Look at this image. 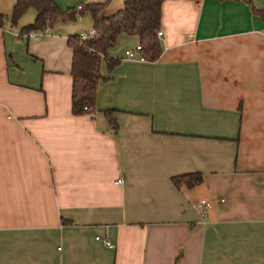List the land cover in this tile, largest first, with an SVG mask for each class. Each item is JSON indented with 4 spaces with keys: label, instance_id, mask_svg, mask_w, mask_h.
Segmentation results:
<instances>
[{
    "label": "crops",
    "instance_id": "0c3cea01",
    "mask_svg": "<svg viewBox=\"0 0 264 264\" xmlns=\"http://www.w3.org/2000/svg\"><path fill=\"white\" fill-rule=\"evenodd\" d=\"M249 1L264 10L165 1L159 59H127L140 38L121 33L93 112L73 115L68 38L90 13L33 37L36 10L12 25L16 0H0V264H264V22ZM191 173L202 183H173Z\"/></svg>",
    "mask_w": 264,
    "mask_h": 264
},
{
    "label": "trees",
    "instance_id": "16d2710c",
    "mask_svg": "<svg viewBox=\"0 0 264 264\" xmlns=\"http://www.w3.org/2000/svg\"><path fill=\"white\" fill-rule=\"evenodd\" d=\"M165 1L167 0H124L123 7L115 13L100 16L105 3H89L80 5L79 9L62 10L54 0H16L10 23L15 25L27 9L34 8V22L23 27L21 32H41L57 19L64 22L75 21L85 11L90 13L95 35L85 40H81L78 34L68 38V46L72 49L71 112L73 115H82L94 110L97 85L103 79L100 73L102 60H105L109 70L119 63L118 59L107 56L108 49L114 46L118 35L125 33L139 36L141 54L149 61L159 59L164 46L158 31L161 30L162 7ZM250 7L252 13L261 17L264 22V10L257 8L252 2ZM105 114L112 129L116 130V119L111 116L110 111ZM172 180L176 186L184 184L194 187L202 183L203 176L201 173H191L175 176Z\"/></svg>",
    "mask_w": 264,
    "mask_h": 264
},
{
    "label": "built area",
    "instance_id": "2783aa9c",
    "mask_svg": "<svg viewBox=\"0 0 264 264\" xmlns=\"http://www.w3.org/2000/svg\"><path fill=\"white\" fill-rule=\"evenodd\" d=\"M77 8L79 9L81 8V6H78ZM38 33L40 32H30L28 35L37 37ZM95 33H96L95 29L91 28L90 30L79 32L78 36L80 37L81 40H85L87 38L94 36ZM163 34L164 33L162 30L158 31L159 38H162ZM141 49H142V46L139 43L135 48L127 50L125 54L126 58L130 60H137L140 62L147 61V58L143 54H141ZM193 207L198 209L201 219L204 220L207 217L209 211L212 209V203L208 199L202 198V199H199L197 202H195L193 204ZM103 243L109 247L112 246L110 242L107 240H103Z\"/></svg>",
    "mask_w": 264,
    "mask_h": 264
}]
</instances>
